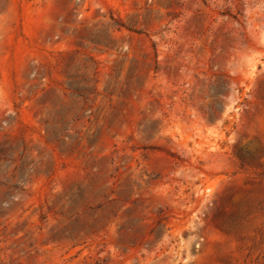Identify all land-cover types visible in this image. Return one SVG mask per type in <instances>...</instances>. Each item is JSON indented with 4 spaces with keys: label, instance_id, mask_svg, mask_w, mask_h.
I'll return each instance as SVG.
<instances>
[{
    "label": "rangeland",
    "instance_id": "374dc122",
    "mask_svg": "<svg viewBox=\"0 0 264 264\" xmlns=\"http://www.w3.org/2000/svg\"><path fill=\"white\" fill-rule=\"evenodd\" d=\"M0 264H264V0H0Z\"/></svg>",
    "mask_w": 264,
    "mask_h": 264
}]
</instances>
